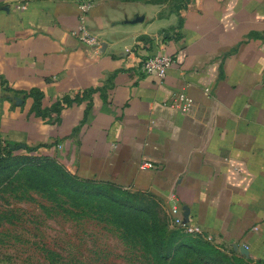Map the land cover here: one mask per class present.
I'll use <instances>...</instances> for the list:
<instances>
[{"label": "crops", "instance_id": "0c3cea01", "mask_svg": "<svg viewBox=\"0 0 264 264\" xmlns=\"http://www.w3.org/2000/svg\"><path fill=\"white\" fill-rule=\"evenodd\" d=\"M18 3L0 4L2 138L187 210L219 245L264 259V0H193L167 34L145 2L95 1L96 55L77 38V0ZM158 53L174 60L164 79L140 69Z\"/></svg>", "mask_w": 264, "mask_h": 264}, {"label": "rangeland", "instance_id": "374dc122", "mask_svg": "<svg viewBox=\"0 0 264 264\" xmlns=\"http://www.w3.org/2000/svg\"><path fill=\"white\" fill-rule=\"evenodd\" d=\"M139 1L150 5L148 22H160L167 34L193 0ZM12 147L28 160L0 190V264H264L230 246L211 244L227 257L202 251L200 238L173 226L150 193L98 181L74 184L72 178L80 179L55 158Z\"/></svg>", "mask_w": 264, "mask_h": 264}, {"label": "built area", "instance_id": "2783aa9c", "mask_svg": "<svg viewBox=\"0 0 264 264\" xmlns=\"http://www.w3.org/2000/svg\"><path fill=\"white\" fill-rule=\"evenodd\" d=\"M78 8L80 11V25L77 28V38L78 40L86 47V50L92 52L93 54H99L101 42L97 36L90 34L87 30V27L84 23L85 17L88 10L93 6V0H77ZM28 1H22L17 4V9L23 10L27 7ZM174 60L173 57L158 53L149 58H146L141 63V71L146 75H154L159 79H164L168 69L172 66ZM171 108L178 110L181 113L186 114L189 112L192 106V101L184 94H177L173 102L171 103ZM153 168V165L149 162H142L140 169L146 170ZM170 221L173 226L179 229L182 233L197 237L204 240L207 243L219 245L216 243L215 238L207 233L202 227L193 225L190 221L183 217V214L176 208H173L172 211L168 214ZM235 251H239V248L248 251L246 246H236L232 247Z\"/></svg>", "mask_w": 264, "mask_h": 264}, {"label": "trees", "instance_id": "16d2710c", "mask_svg": "<svg viewBox=\"0 0 264 264\" xmlns=\"http://www.w3.org/2000/svg\"><path fill=\"white\" fill-rule=\"evenodd\" d=\"M31 96L34 97V106H33V111L38 114V115H43V111L40 108V97L39 94L32 92ZM13 143L5 140L2 138L1 133H0V190L2 188H4V186H6L7 184V180L10 178V175L14 174L17 172L18 173L22 172L21 170V165L28 160V158H26V156L20 154V153H15L16 149L14 147H12ZM17 145V144H15ZM23 151L26 153V155L30 154V153H35L36 152V148L33 147H28V146H24ZM15 153V155H14ZM36 155V154H35ZM38 156V155H37ZM39 157H48V156H39ZM37 167H35L34 169H36ZM28 171V170H27ZM71 179V178H70ZM80 179V178H78ZM81 180L83 181H94V180H85V179H80V181H76L75 179L72 178V182L74 184H77L79 182H81ZM105 183V182H103ZM108 185H112L115 186L113 184H109V183H105ZM199 240L203 243V245L201 246V250L204 252H210V253H214L217 254L221 257H227L226 255L222 254L219 250H217L214 246H212L211 244L205 242L204 240H200V239H196ZM195 244H199V242H195ZM178 249H180V247L178 246ZM223 255V256H222ZM258 261H262L264 262V259H260Z\"/></svg>", "mask_w": 264, "mask_h": 264}, {"label": "water", "instance_id": "95a60500", "mask_svg": "<svg viewBox=\"0 0 264 264\" xmlns=\"http://www.w3.org/2000/svg\"><path fill=\"white\" fill-rule=\"evenodd\" d=\"M183 216L187 220V216H188V211L187 210H185ZM239 251L242 252V253H244V254H247V251L246 250H243L242 248H239Z\"/></svg>", "mask_w": 264, "mask_h": 264}]
</instances>
